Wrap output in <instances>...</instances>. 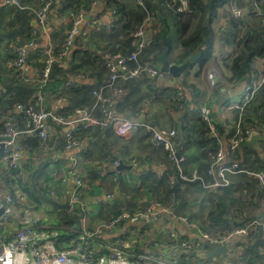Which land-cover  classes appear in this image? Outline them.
Instances as JSON below:
<instances>
[{"label":"crops","instance_id":"crops-1","mask_svg":"<svg viewBox=\"0 0 264 264\" xmlns=\"http://www.w3.org/2000/svg\"><path fill=\"white\" fill-rule=\"evenodd\" d=\"M3 1L0 0V131L5 121L22 127L21 115L14 109L15 104L60 110L68 115L76 109L90 108L94 102L92 91L108 77L105 68L107 57L117 49L116 46L121 53L130 51L127 34L143 18L137 0H57L49 11L46 24L39 26L36 13L41 7V0H21L22 8L6 6ZM202 1L211 7L212 12L213 61L202 67L198 60L178 78L166 72L167 76L162 80L147 77L118 80L116 85L120 93L111 108L115 114L145 126L135 128L126 137L118 136L113 128L77 131L74 137L80 146L74 152L77 154L74 168L69 165L71 153L65 150L64 135L67 130L64 127L48 125L45 139L37 137L39 143L33 150L27 147L26 137L35 134L20 136L18 141L25 148L26 156L16 183L0 155V201L8 194L14 196L13 188L18 186L23 197H15L17 214L31 216L44 210L50 216L48 225L59 238L55 239L57 245L60 242L62 245L76 242L82 230L94 229L122 211L158 208L156 221L116 226L99 242L92 244L93 250L97 254H105L103 244L122 239L123 250L132 256L142 252L178 264H198L209 260L214 264H241V245L252 243L255 235L252 241L233 238L227 243L230 248L225 254L205 258L214 246L206 249L204 246L207 243L200 239V234L222 235L231 227L252 219L264 223V191L255 176L246 174L232 176L224 189L208 190L203 187V184L211 182V178L206 175L207 143L202 134L199 109L203 104L209 107L218 138L224 146L238 130V121L242 120V128L254 129L255 136L261 139L251 147L240 144L231 159L248 171L258 173L264 170V88L254 94L241 115L237 110L228 109L241 103L244 87L264 74V52L256 57L247 81L230 83L227 82L230 74L225 65L235 56L236 50L223 41L225 35L235 32L232 23L235 20L229 13L231 6L242 10L238 29L250 33L253 45L259 49H264V21L254 13L255 0ZM153 11L147 34L151 40L158 41L153 48L158 59L156 67L161 70L162 55L170 65H181L200 50L191 53L183 62L176 63L183 52L176 22L167 6L160 5ZM80 15L77 34L71 46L64 51L67 32ZM207 18L208 14L202 17L201 13H197L190 23L189 33L200 19L205 22ZM161 37L169 41L167 47ZM30 40L34 42V48L28 53L23 68L16 70L12 66L14 50ZM46 48H50L56 62L39 94L37 80ZM209 70L217 76L213 86L207 79ZM67 82L70 86L66 85ZM177 92L183 93L181 106L178 105ZM39 95L40 100L37 99ZM96 117L100 118V115L97 113ZM149 126L154 130L174 128L176 132L180 128L184 140L180 152L183 157L179 164L180 173L190 177L196 172L201 183L185 184L177 180V170L169 161L167 152L162 146L153 145ZM114 161L119 163L118 166H129L131 169L114 167ZM40 168L44 175H41L36 188H45L50 195L48 197L58 203L68 202L72 183L69 172L73 170L81 179L79 199L82 208L78 211L82 217L75 237L62 233L61 220L66 210L55 211L45 203L38 205L23 190V185ZM49 178L51 182L45 180ZM218 204L222 207L221 211L216 207ZM211 214L216 217L209 218ZM171 216L184 218L193 227L177 222ZM0 227L4 239L10 241L14 222L0 224ZM50 228L44 231L51 232ZM170 232H175L182 241H199L202 249H182L178 243L170 241ZM257 234L264 243L261 235ZM261 252L264 255V247ZM30 262L26 255L16 256L14 260V264Z\"/></svg>","mask_w":264,"mask_h":264},{"label":"built area","instance_id":"built-area-1","mask_svg":"<svg viewBox=\"0 0 264 264\" xmlns=\"http://www.w3.org/2000/svg\"><path fill=\"white\" fill-rule=\"evenodd\" d=\"M6 6H15L22 8L21 0H4ZM178 2L176 11L185 12L188 9V0H174ZM57 0H41V7L36 13V20L39 26L46 24L48 14ZM139 7L145 10L142 0H137ZM230 16L233 20L239 21L243 17V12L236 6L229 8ZM254 13L260 16L264 21V5L254 4ZM153 19V15L146 12V15L140 23L128 32L130 51L121 53L119 50L112 52L106 59L105 68L108 72L106 81L97 89L92 91L94 102L88 109H76L70 115L58 110L38 109L33 105L15 104L14 109L21 115L22 127H16L12 122L5 121L3 129L0 131V137L8 138L7 141H0V154L4 158L8 170L18 172L25 160L26 150L18 141V138L26 134H35L36 137L44 140L46 137V129L48 125L64 127L67 131L64 135L65 150L70 152L69 165L75 167L77 161L76 150L79 149V142L75 139V134L79 130H87L96 128L100 131L113 128L120 137L128 136L135 128L145 126L143 123H132L127 118L121 117L113 111L111 104L120 93L117 87L118 80H137L142 77L150 79H164L166 72L161 71L152 60V57L144 55L145 49L151 43V38L147 34L148 26ZM81 21V15L71 24L64 44V51L67 50L77 34V26ZM34 48L32 40L17 46L14 50V58L12 66L16 70H21L24 66L28 53ZM118 49V46H116ZM44 59L42 68L39 72L37 80L38 93L42 91L49 80L51 68L56 62L50 48L43 50ZM216 74L209 70L207 79L209 84L213 86ZM70 86V83H66ZM264 85V74L256 77L250 84L243 89V99L241 103L231 105L229 110H237L240 115L243 113L247 105L253 99L254 94ZM178 105L183 104V93L177 92ZM40 100V95L37 98ZM100 118L96 117V114ZM199 119L207 130V136L214 138L216 143L213 148H207L205 155L208 160L206 175L211 178L210 183L203 184L208 190H218L228 187L230 178L237 174H246L255 176L259 181L260 188L264 191V170L254 173L243 169L238 163L231 159L232 153L238 146L251 137L257 135L256 131L249 127L242 128V120L238 121V130L233 137L224 146L221 144L215 125L212 121L209 107L203 104L199 109ZM154 146H162L167 152V157L178 170L179 177L184 181H197L201 183V178L196 172L190 177H185L180 173L179 164L183 161V157L178 159L175 156L174 144L176 131L174 129H157L149 128ZM117 161L113 162V166H118ZM72 179L70 193L68 198L69 211L82 208L79 199V189L82 187L81 179L73 170L69 172ZM15 183L19 175H13ZM14 196L6 195L0 201V224L8 225L14 222L11 239L7 242L0 227V264H14L16 256L26 255L30 258V264H178L173 260H168L160 256L148 253H135L133 256L129 252L123 250V240L117 239L112 244H103V250L106 252L97 254L92 244L99 242L104 235L111 232L114 227L123 223L129 224H150L157 220L159 216L158 208H145L136 211H122L116 217L106 223L99 224L94 229H84L79 234L76 242L68 243L62 247L56 244V234L50 228V216L44 211L39 210L31 216L18 215L16 211V198L23 197V192L14 186ZM53 195L52 193H50ZM162 210V209H161ZM164 211V210H163ZM177 222L193 227L184 218L171 216ZM47 223V224H44ZM51 229V232L44 231ZM40 230V231H39ZM259 233L264 240V223L258 219L248 220L242 225L231 227L222 235L211 236L208 234H200V239L212 246L226 245L233 238H245L250 241L254 239V235ZM169 239L171 242L178 243L182 249L188 251H200L202 243L199 241H182L175 232H170ZM132 257V258H131ZM198 264H214L212 262H201Z\"/></svg>","mask_w":264,"mask_h":264},{"label":"trees","instance_id":"trees-1","mask_svg":"<svg viewBox=\"0 0 264 264\" xmlns=\"http://www.w3.org/2000/svg\"><path fill=\"white\" fill-rule=\"evenodd\" d=\"M145 10L140 7L143 11V17L146 15V12L154 14L153 10L158 9L160 5L167 6L169 8L170 13L172 14L173 19L176 22L178 33L181 37V46L183 49L182 55L176 60V63H181L183 60L188 57L194 51L200 49V46H205V49L202 51L201 57L199 61L202 63L203 67L206 63L213 61L211 56V7L207 6L203 3L202 0H188V9L185 12L176 11L178 2H174V0H142ZM255 3L263 6L264 0H255ZM197 13H201L202 17L208 14V18L204 22L203 19L198 21L196 28L189 33L190 31V23L197 17ZM143 19V18H142ZM233 29L235 32L233 34L225 35L223 41L225 44L233 45V48L236 50V54L232 57L228 63H226V68L229 72V78L227 82L237 83L247 81L248 76L250 75L252 65L255 62V59L258 55L264 52V49H259L253 45L252 35L250 33L242 32L238 29L240 26L239 21H233ZM163 45L167 47L169 45V41L161 37ZM168 41V42H167ZM157 40H152L149 46L145 49L144 55L146 57H152L154 63L158 61L157 55L153 52V48ZM116 49L115 51H117ZM114 50L112 52H115ZM264 88V85L260 88ZM202 123V122H201ZM3 129V124H2ZM174 129V128H173ZM175 130V129H174ZM2 131V130H1ZM202 134L205 142L207 143V148H213L215 146V139L208 137L207 130L202 123ZM27 147L30 150L36 149L38 146L39 140L35 136H27ZM1 155V154H0ZM180 156L182 157L181 153ZM206 156V155H205ZM13 175H18V172L13 171ZM40 174V175H38ZM43 176V169L40 168L36 171L33 176L29 178V182L23 185V190L26 194L38 205H42L43 202L36 197V193H39L42 196L48 197L50 196L45 188H36L37 183L41 177ZM47 178V176H45ZM48 182H51L50 178L45 179ZM14 192H12L13 194ZM217 209L221 211L220 204H218ZM64 215L61 220V227H63L62 233H66L71 237L76 236V231L82 214L78 210H74L73 212L63 211ZM222 213V212H221ZM220 216V215H219ZM216 216L210 215L209 218H214ZM40 231V230H39ZM79 233V232H78ZM260 236L256 233L255 240L252 243H247L241 245L242 252L240 253V261L241 264H264V255L261 252V249L264 247V243L260 240ZM58 238V237H57ZM56 238V239H57ZM62 238V237H61ZM59 239V238H58ZM69 243V242H68ZM64 245V244H63ZM62 243L60 242L58 246L62 247ZM206 249L210 248L209 244L204 246ZM210 261V260H209Z\"/></svg>","mask_w":264,"mask_h":264},{"label":"water","instance_id":"water-1","mask_svg":"<svg viewBox=\"0 0 264 264\" xmlns=\"http://www.w3.org/2000/svg\"><path fill=\"white\" fill-rule=\"evenodd\" d=\"M205 49V47H200V50L190 56L186 62H184L181 65H170L165 57V55H162L160 57L161 60V71L167 72L168 74L172 75L174 78H178L181 74H183L191 65L195 64L199 58L201 57L202 51ZM150 127V126H149ZM153 128V127H150ZM157 130V129H155ZM261 139L259 136H253L250 138L248 142H244L241 144V146H246V147H251L253 144H255L256 140ZM8 138L5 137H0V141H7ZM184 144V140L182 138V133L180 128H177L176 132V142L174 144V151H175V156L178 159L180 157V152L182 149V146ZM119 169H131L129 166H123L120 165L118 166ZM177 170V169H176ZM177 172V180L181 183L185 184H199L200 181H184L182 180L179 175H178V170ZM36 197L39 198L43 203L48 205L52 210H69V204L68 202L65 203H58L56 200L45 197L39 194H36ZM2 213V210H0V214ZM230 246L228 244L223 245V246H214L207 254H205V258H214L220 254H225L229 250ZM114 264H121V263H114Z\"/></svg>","mask_w":264,"mask_h":264}]
</instances>
